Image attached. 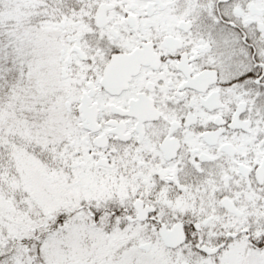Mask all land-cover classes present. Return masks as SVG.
I'll use <instances>...</instances> for the list:
<instances>
[{
    "label": "snow or ice",
    "instance_id": "1",
    "mask_svg": "<svg viewBox=\"0 0 264 264\" xmlns=\"http://www.w3.org/2000/svg\"><path fill=\"white\" fill-rule=\"evenodd\" d=\"M0 264H264V0H0Z\"/></svg>",
    "mask_w": 264,
    "mask_h": 264
}]
</instances>
